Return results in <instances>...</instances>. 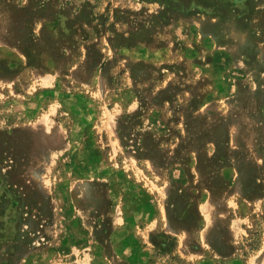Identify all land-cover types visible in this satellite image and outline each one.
I'll use <instances>...</instances> for the list:
<instances>
[{"label": "rangeland", "instance_id": "374dc122", "mask_svg": "<svg viewBox=\"0 0 264 264\" xmlns=\"http://www.w3.org/2000/svg\"><path fill=\"white\" fill-rule=\"evenodd\" d=\"M0 264H264V0H0Z\"/></svg>", "mask_w": 264, "mask_h": 264}, {"label": "trees", "instance_id": "16d2710c", "mask_svg": "<svg viewBox=\"0 0 264 264\" xmlns=\"http://www.w3.org/2000/svg\"><path fill=\"white\" fill-rule=\"evenodd\" d=\"M126 127H127L126 125H121V128H120V129H121V134H122V135H124V133H125V131H126V129H127ZM125 137H126V136H123V140H126L127 137H126V138H125ZM137 149H138V150H141L142 148H139V146H138ZM142 154H143V153L140 152V155H142Z\"/></svg>", "mask_w": 264, "mask_h": 264}]
</instances>
